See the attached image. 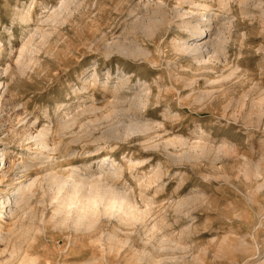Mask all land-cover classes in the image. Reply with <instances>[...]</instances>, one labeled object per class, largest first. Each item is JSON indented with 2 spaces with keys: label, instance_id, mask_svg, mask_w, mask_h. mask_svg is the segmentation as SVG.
Instances as JSON below:
<instances>
[{
  "label": "rangeland",
  "instance_id": "obj_1",
  "mask_svg": "<svg viewBox=\"0 0 264 264\" xmlns=\"http://www.w3.org/2000/svg\"><path fill=\"white\" fill-rule=\"evenodd\" d=\"M63 1L0 0V264H264V0Z\"/></svg>",
  "mask_w": 264,
  "mask_h": 264
},
{
  "label": "bare ground",
  "instance_id": "obj_2",
  "mask_svg": "<svg viewBox=\"0 0 264 264\" xmlns=\"http://www.w3.org/2000/svg\"><path fill=\"white\" fill-rule=\"evenodd\" d=\"M69 1L70 0L63 1V3H61V5L59 7V11L57 9L56 10L57 12H53L51 14V16L48 17V19L55 20L57 18V16H58V13L60 12V10H63V8H65L66 6H68ZM220 5H222V4L220 3ZM203 32L204 31H202L200 29L194 31L192 33L193 38H191L190 40H193V42H199L202 39H205L206 37H210L211 36V34H209V32H210L209 30L207 31L208 33L205 34V35L203 34ZM205 42L204 43H202V42L201 43H195L194 45L191 44L189 47H185V50H188L189 53H193L195 56H201V55H203L204 51H206V50H203V49L206 46H208V43H209V42L208 43L207 42L205 43ZM123 50H125V49H123ZM207 51H208V49H207ZM132 105L136 107L137 105H139V102L135 100V102H133ZM72 122L73 121H66V122L61 123V125L59 127V130L61 132L65 131V130H69V128L73 124ZM51 136H52V132H50V130L48 128H45V129H42V130L38 131L36 134L30 135L29 139H31V140L33 139L32 140V141H34V144L33 145L36 146V149L39 150V152L44 151V152H48V153L49 152H52L53 153V151H54L53 148H55V147L52 148L50 146V143L51 144L53 143V141L51 140ZM30 167H31V165L29 164V165H23L22 168L30 169ZM73 178H74V181H73L74 184H72V186L69 188L70 190L68 191V193L70 195L75 196V195H79L80 194V197L81 198H85L87 201L91 200V198H94V197L97 198V196H98L100 199H104V200L108 201L109 203H111V202L112 203H115V202H120V203L121 202H124V199L125 198H123L124 197L123 195H122L123 196L122 197L118 193H115V192H113V191H111L109 189L107 190L108 187L105 189L104 187L98 185L97 184V181L95 182L96 183L95 184V183H91V182L89 183V182H87L85 180H82V179H80L78 177H75V176ZM56 179L57 178L55 176L51 177V180H52L51 182L54 183V180H56ZM101 182H102V180H101ZM102 183H104V182H102ZM23 202H24L23 204H27L29 202V198H26L25 197L23 199ZM6 203H8V200H7ZM3 204H4V202H3ZM3 208H4V206H1L0 207V216H2V214H4Z\"/></svg>",
  "mask_w": 264,
  "mask_h": 264
}]
</instances>
